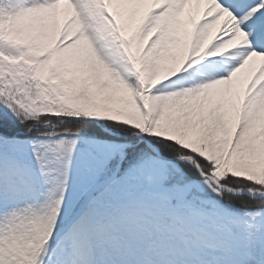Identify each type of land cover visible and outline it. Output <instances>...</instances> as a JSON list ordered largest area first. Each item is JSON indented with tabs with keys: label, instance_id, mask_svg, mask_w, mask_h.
<instances>
[{
	"label": "snow or ice",
	"instance_id": "obj_1",
	"mask_svg": "<svg viewBox=\"0 0 264 264\" xmlns=\"http://www.w3.org/2000/svg\"><path fill=\"white\" fill-rule=\"evenodd\" d=\"M0 264H264V0H0Z\"/></svg>",
	"mask_w": 264,
	"mask_h": 264
}]
</instances>
